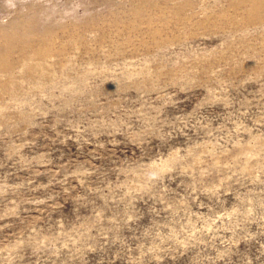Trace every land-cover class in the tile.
Returning <instances> with one entry per match:
<instances>
[{
  "label": "rangeland",
  "instance_id": "1",
  "mask_svg": "<svg viewBox=\"0 0 264 264\" xmlns=\"http://www.w3.org/2000/svg\"><path fill=\"white\" fill-rule=\"evenodd\" d=\"M0 264H264V0H0Z\"/></svg>",
  "mask_w": 264,
  "mask_h": 264
}]
</instances>
